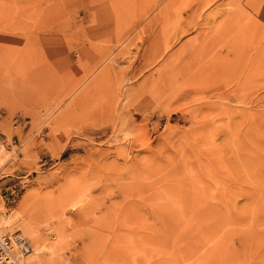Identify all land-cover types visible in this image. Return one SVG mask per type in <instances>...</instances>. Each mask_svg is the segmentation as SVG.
I'll use <instances>...</instances> for the list:
<instances>
[{
	"label": "rangeland",
	"instance_id": "obj_1",
	"mask_svg": "<svg viewBox=\"0 0 264 264\" xmlns=\"http://www.w3.org/2000/svg\"><path fill=\"white\" fill-rule=\"evenodd\" d=\"M22 264H264V0H0V233Z\"/></svg>",
	"mask_w": 264,
	"mask_h": 264
},
{
	"label": "built area",
	"instance_id": "obj_2",
	"mask_svg": "<svg viewBox=\"0 0 264 264\" xmlns=\"http://www.w3.org/2000/svg\"><path fill=\"white\" fill-rule=\"evenodd\" d=\"M27 252V241L20 232L0 233V264H22L21 259Z\"/></svg>",
	"mask_w": 264,
	"mask_h": 264
}]
</instances>
